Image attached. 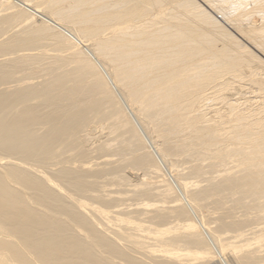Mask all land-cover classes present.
Masks as SVG:
<instances>
[{"label":"bare ground","instance_id":"obj_1","mask_svg":"<svg viewBox=\"0 0 264 264\" xmlns=\"http://www.w3.org/2000/svg\"><path fill=\"white\" fill-rule=\"evenodd\" d=\"M227 256L264 264V0H0V264Z\"/></svg>","mask_w":264,"mask_h":264},{"label":"rangeland","instance_id":"obj_2","mask_svg":"<svg viewBox=\"0 0 264 264\" xmlns=\"http://www.w3.org/2000/svg\"><path fill=\"white\" fill-rule=\"evenodd\" d=\"M252 22L253 23H255V24H258L259 22H260V19H259V17L258 16H255V15H253L252 16ZM62 22V21H61ZM231 31V30H230ZM232 32V31H231ZM241 42H243L242 40H241ZM257 54H258V52H257ZM259 55V54H258ZM129 175V174H128ZM131 180H132V182H135V180H136V178H134V177H132L131 176V178H130ZM228 257V256H227ZM227 257L225 258L226 260H227V262L229 263V264H234L232 261H231V259H230V257H228V259H227ZM207 264H223L222 263V261L218 258V257H216V258H213V259H210L208 262H207Z\"/></svg>","mask_w":264,"mask_h":264}]
</instances>
